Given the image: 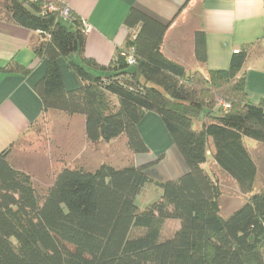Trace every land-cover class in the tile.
Instances as JSON below:
<instances>
[{
	"label": "trees",
	"instance_id": "obj_1",
	"mask_svg": "<svg viewBox=\"0 0 264 264\" xmlns=\"http://www.w3.org/2000/svg\"><path fill=\"white\" fill-rule=\"evenodd\" d=\"M48 4L64 7L0 1L1 21L39 34L32 52L47 64L35 87L41 119L50 112L83 117L89 143L123 137L132 155H144L138 125L154 113L188 171L159 183L144 173L146 165L64 168L39 197L31 177L10 163L12 145L0 153V264H264V187L252 194L257 165L244 144L264 146V98L248 100L246 51L234 53L226 70L188 75L160 51L168 26L131 9L124 47L101 67L83 55V21L70 10L64 20ZM194 51L204 64L203 32L194 34ZM61 58L79 81L75 90L64 88ZM5 73L28 69L9 62L0 66ZM208 156L246 197L227 218L220 216L217 180L204 170ZM147 187L160 195L140 210L137 198ZM170 222L177 228L165 236Z\"/></svg>",
	"mask_w": 264,
	"mask_h": 264
},
{
	"label": "crops",
	"instance_id": "obj_2",
	"mask_svg": "<svg viewBox=\"0 0 264 264\" xmlns=\"http://www.w3.org/2000/svg\"><path fill=\"white\" fill-rule=\"evenodd\" d=\"M39 1L65 6L88 25L90 30L85 35L83 55L101 67H108L124 47L129 34L124 20L131 9L168 26L160 51L166 59L182 66L188 75L199 72L207 76L209 71L226 70L234 52L245 50L247 57L241 73L245 77L248 100L256 104L264 98V0ZM196 32L204 33V64L195 56ZM39 41L38 33L0 20V66L16 62L28 69L27 74H0V153L10 149L42 117V103L35 87L44 77L47 64L35 58L32 52L33 45ZM73 59L79 62L78 55ZM58 66L64 88L77 89L79 81L67 61L59 59ZM75 118H80L84 125L83 117H72ZM138 131L148 153L131 155V163L123 165H146L144 173L159 183L177 180L187 173L186 164L158 115L147 113ZM119 139L103 144L108 148ZM124 144L126 147V142ZM245 146L257 165L258 178L259 166L254 155L256 148L263 145L255 142L251 147ZM208 163L210 170L206 169ZM204 170L214 179L223 173L210 156ZM157 193L159 197L160 191Z\"/></svg>",
	"mask_w": 264,
	"mask_h": 264
},
{
	"label": "rangeland",
	"instance_id": "obj_3",
	"mask_svg": "<svg viewBox=\"0 0 264 264\" xmlns=\"http://www.w3.org/2000/svg\"><path fill=\"white\" fill-rule=\"evenodd\" d=\"M123 139L121 137L108 148L102 142L93 145L86 140L84 125L80 118L72 119L60 112H50L13 145L9 161L31 177L33 187L38 196L42 197L64 168L94 170L101 162H111L117 168L126 166L123 165L125 163L130 164L132 154L126 151ZM245 144L251 147L250 145H254L255 142L245 139ZM256 149L254 156L259 166V175L252 194L264 186V146ZM126 155L128 159H125ZM206 169L210 170L209 163ZM216 180L222 193L219 200L220 216L227 218L243 205L246 197L223 173H219ZM157 197V191L147 187L139 196L136 205L143 210ZM176 228V222L168 223L164 235L169 236Z\"/></svg>",
	"mask_w": 264,
	"mask_h": 264
},
{
	"label": "built area",
	"instance_id": "obj_4",
	"mask_svg": "<svg viewBox=\"0 0 264 264\" xmlns=\"http://www.w3.org/2000/svg\"><path fill=\"white\" fill-rule=\"evenodd\" d=\"M47 11L48 12H55V11H58L57 7L54 6L53 4H48L47 7H46ZM59 14H60V17L64 20H67L68 17H69V9L67 7H63L61 9H59ZM83 29H84V33L87 34L90 30V28L88 27V25H86L84 22H83ZM239 51H235L234 53H238ZM128 64L130 65H133L134 64V60L132 58V56H129L128 58ZM223 107L224 108H227V105L226 104H223Z\"/></svg>",
	"mask_w": 264,
	"mask_h": 264
},
{
	"label": "water",
	"instance_id": "obj_5",
	"mask_svg": "<svg viewBox=\"0 0 264 264\" xmlns=\"http://www.w3.org/2000/svg\"><path fill=\"white\" fill-rule=\"evenodd\" d=\"M250 241H252V239L250 238Z\"/></svg>",
	"mask_w": 264,
	"mask_h": 264
}]
</instances>
